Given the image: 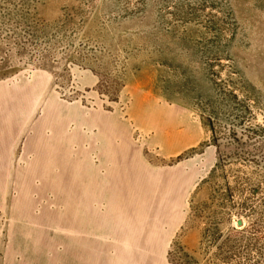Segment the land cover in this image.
I'll return each instance as SVG.
<instances>
[{
    "label": "rangeland",
    "instance_id": "obj_1",
    "mask_svg": "<svg viewBox=\"0 0 264 264\" xmlns=\"http://www.w3.org/2000/svg\"><path fill=\"white\" fill-rule=\"evenodd\" d=\"M35 127L79 160L125 145L155 197L143 228L169 230L161 264H264V0H0V244Z\"/></svg>",
    "mask_w": 264,
    "mask_h": 264
},
{
    "label": "crops",
    "instance_id": "obj_2",
    "mask_svg": "<svg viewBox=\"0 0 264 264\" xmlns=\"http://www.w3.org/2000/svg\"><path fill=\"white\" fill-rule=\"evenodd\" d=\"M42 132L35 127L18 152L17 197L8 209L10 225L7 242L0 244V264H161L169 230L143 228L153 216L155 197L148 177L140 182L138 165L123 156L125 145L102 147L91 140L86 149L90 155L79 160L65 153L66 145L43 147ZM177 140L178 148L187 142L183 134ZM10 141L9 133H0L3 209L11 193ZM92 154H98V164ZM32 194L35 203L29 202ZM138 199L142 207L152 201L142 219L136 211ZM47 203L53 207L46 209ZM41 204L45 206L39 214L34 207Z\"/></svg>",
    "mask_w": 264,
    "mask_h": 264
},
{
    "label": "water",
    "instance_id": "obj_3",
    "mask_svg": "<svg viewBox=\"0 0 264 264\" xmlns=\"http://www.w3.org/2000/svg\"><path fill=\"white\" fill-rule=\"evenodd\" d=\"M239 224H241V222H239Z\"/></svg>",
    "mask_w": 264,
    "mask_h": 264
}]
</instances>
